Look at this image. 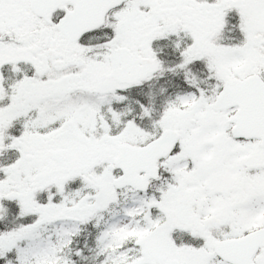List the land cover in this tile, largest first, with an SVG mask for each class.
Segmentation results:
<instances>
[{
    "label": "snow or ice",
    "instance_id": "1",
    "mask_svg": "<svg viewBox=\"0 0 264 264\" xmlns=\"http://www.w3.org/2000/svg\"><path fill=\"white\" fill-rule=\"evenodd\" d=\"M0 264H264V0H0Z\"/></svg>",
    "mask_w": 264,
    "mask_h": 264
}]
</instances>
